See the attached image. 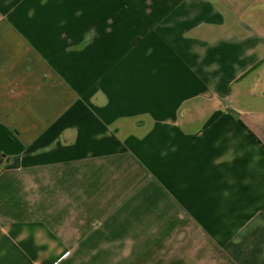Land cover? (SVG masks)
Listing matches in <instances>:
<instances>
[{
	"label": "crops",
	"instance_id": "0c3cea01",
	"mask_svg": "<svg viewBox=\"0 0 264 264\" xmlns=\"http://www.w3.org/2000/svg\"><path fill=\"white\" fill-rule=\"evenodd\" d=\"M0 156V264H264V0H0Z\"/></svg>",
	"mask_w": 264,
	"mask_h": 264
},
{
	"label": "trees",
	"instance_id": "16d2710c",
	"mask_svg": "<svg viewBox=\"0 0 264 264\" xmlns=\"http://www.w3.org/2000/svg\"><path fill=\"white\" fill-rule=\"evenodd\" d=\"M3 160H7L8 162L10 161L9 158H7L6 156H0V162H2ZM16 165H18V163L14 162L12 165H9L10 168L16 167Z\"/></svg>",
	"mask_w": 264,
	"mask_h": 264
}]
</instances>
